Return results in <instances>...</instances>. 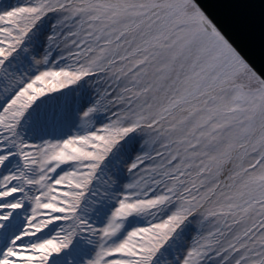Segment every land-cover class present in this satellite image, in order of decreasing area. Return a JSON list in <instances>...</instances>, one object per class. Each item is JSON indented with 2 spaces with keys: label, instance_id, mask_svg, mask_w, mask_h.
Returning a JSON list of instances; mask_svg holds the SVG:
<instances>
[{
  "label": "snow or ice",
  "instance_id": "6c2138e0",
  "mask_svg": "<svg viewBox=\"0 0 264 264\" xmlns=\"http://www.w3.org/2000/svg\"><path fill=\"white\" fill-rule=\"evenodd\" d=\"M262 72L197 0H0V264H264Z\"/></svg>",
  "mask_w": 264,
  "mask_h": 264
},
{
  "label": "water",
  "instance_id": "95a60500",
  "mask_svg": "<svg viewBox=\"0 0 264 264\" xmlns=\"http://www.w3.org/2000/svg\"><path fill=\"white\" fill-rule=\"evenodd\" d=\"M197 3L253 67L264 62V0H197ZM260 74L264 77V72Z\"/></svg>",
  "mask_w": 264,
  "mask_h": 264
}]
</instances>
